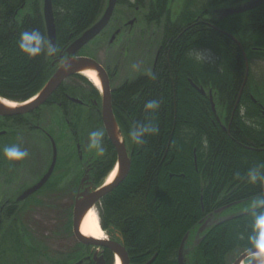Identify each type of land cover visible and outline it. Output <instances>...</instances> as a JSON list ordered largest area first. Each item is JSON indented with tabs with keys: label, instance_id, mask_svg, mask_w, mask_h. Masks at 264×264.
<instances>
[{
	"label": "trees",
	"instance_id": "trees-1",
	"mask_svg": "<svg viewBox=\"0 0 264 264\" xmlns=\"http://www.w3.org/2000/svg\"><path fill=\"white\" fill-rule=\"evenodd\" d=\"M168 1L156 0L153 14L158 23ZM242 1L189 0L181 26H168L167 55L156 75L127 80L113 93L114 112L133 153L132 166L127 178L101 200L98 211L103 229L120 233L130 264H178L182 239L206 215L225 206L230 210L250 203L251 208L264 199V63L262 72H255V66L260 67L256 60L264 61V4L222 21L210 13ZM147 2L119 0L117 6L143 7ZM53 4L58 53L97 21L105 0ZM204 11L215 24L204 22ZM33 31L40 35H22ZM195 48L206 53L204 63L191 55ZM33 50L39 54H26ZM53 62L41 0H0V96L17 102L31 99L55 71ZM67 82L73 92L98 91L84 75ZM193 84L213 90L221 123L210 99ZM150 102L157 107L147 108ZM71 118L72 125L82 123L78 112ZM137 132H142V143L134 138ZM111 150L100 184L117 161L112 145ZM262 218L264 207H255L212 228L192 251L191 264H232L242 252L264 248Z\"/></svg>",
	"mask_w": 264,
	"mask_h": 264
},
{
	"label": "flooded vegetation",
	"instance_id": "flooded-vegetation-1",
	"mask_svg": "<svg viewBox=\"0 0 264 264\" xmlns=\"http://www.w3.org/2000/svg\"><path fill=\"white\" fill-rule=\"evenodd\" d=\"M175 1L177 0L168 1L169 6L165 9L160 23H158L154 19L156 16L154 17L153 14L156 13L155 15H157V11L154 12L155 9H157L156 0H148V2L143 7L137 5L135 8H129L132 11L133 15H129V18L126 21H121L119 23L117 22L112 29L110 37H112L115 33H117V35L114 45H110V40L107 43L106 47L109 50L120 48L119 51L125 50L126 52H131V47L123 48L121 44L119 45L117 43L123 42L124 40H128L129 43H132V41H134L135 43V41L142 38H144L142 42H146V46L143 47L144 51L141 52L142 58L138 62L139 68H134L135 77L126 79L121 84L113 86L118 73V64H115L114 66L113 64L108 63L103 64L109 75L110 85L112 88V105L113 93L115 92L117 87L124 84L125 81L130 80L134 82L141 77L153 78V76L156 75L159 63L163 62L164 57L167 55L166 43L169 36L168 26L171 25L172 27L176 25V28H179V26H181V23L179 22L183 19L187 4L189 3V0H180V7L178 11H174ZM255 9L249 11H253ZM205 13H207L208 15L207 17L204 16V22H206L208 26L215 24V21L212 20L209 11L202 12L203 15H205ZM114 15L107 28L97 38H95V40L103 41L105 35L107 34V30L113 25ZM132 20L134 22L130 23V21ZM153 24L156 27H161L159 38H157L156 35H152ZM253 51L256 52L258 51V49H254ZM136 52L138 54L140 53L138 51H132L135 63ZM59 53L60 52H58L56 56H54L53 66L55 70L63 61L59 60ZM79 53L78 55H80ZM67 81L68 79L62 83V85L41 107L32 112L10 116H4L0 114V229L6 225V222L11 221V219L15 216L16 217L14 219L15 221H17L19 218L18 214L23 213V207L25 208V205L30 206V204L34 201L38 203L40 201V206L42 205L43 207L38 206L37 203L31 205L30 208L34 207L35 209L40 207L44 210L52 211V218H50L47 226L51 231L48 242V246L50 245V248L48 249L52 253L47 257V262L49 259L48 264H56L57 262L67 261L68 259L70 262L71 256L74 257V260L77 261L81 258V260H84L83 264H95V252L99 248L98 246L84 244L76 238L73 232L74 208L76 197L81 191L83 178H85L86 176H90V185H93L94 187L100 186L98 178L100 176V173L110 162V157L114 152L113 150H111V145L113 147L114 145L107 134L105 123L103 120L102 91L98 89V91L95 92V90L90 89V91L85 92L84 94L77 90L73 92L72 83H68ZM211 90L212 89L206 90L207 95L203 96L210 98ZM10 101L19 103L17 101ZM57 110H59V117L61 118V115L63 114L62 117L66 119L65 121L67 123H64L63 118H61V121H63V123L62 125H60V128L64 130L65 134H67V130L70 131L68 135L69 137H71V139H73L75 149L74 155L72 152L69 153L67 150L65 151V153H62L60 151L59 143L55 136ZM72 110H74L73 112H75L76 110L81 111V117H86L87 127L85 131L89 129V132H98L100 134L96 137L97 146H92V138L90 142H88L90 145H87L82 141V137H78V135L83 132L79 133V127H77L76 125H72L70 119H68V115H66V113L70 114ZM72 135L74 136V138H72ZM53 140L55 141L57 146V161L53 173L41 188L28 196L27 199L20 201L19 198L28 189L34 187L37 183H39V181L48 172L53 157ZM13 145L18 146L22 150L26 151L28 153L27 157L20 161L9 160L7 157H5L4 149ZM45 148L46 150H44ZM49 148H51L50 151ZM62 149L63 147L61 148V150ZM75 167L77 171L76 175L73 172ZM86 187L88 186H85L84 188ZM31 197H34V199H31ZM56 198H58L60 201L61 199H67L68 201L70 200V204L67 203V205H59L61 202H56ZM85 221L83 227L85 225ZM15 223L16 222H13L12 224L8 223L7 225L12 226H8L9 228L2 232L0 230V246L3 251L0 255L2 256L3 253H6L8 249L12 252H16L18 257H20L22 252L25 250V253L31 252L34 258H37L36 250L42 245H45L44 243L46 236L44 235L43 230L47 227H42L43 223L39 224V221L34 223L33 225H35L37 229V237H34V240H26L27 235L22 232V235L25 238L22 241L20 240L22 242V245L20 246V251L22 252H20L16 244L18 236H12V234L15 233V231L12 230ZM53 225H55V227ZM57 229H59L61 232L59 233ZM26 230L28 234L27 227ZM104 231L106 232L105 237H108L110 239L120 241V238H122L120 233L116 232L115 230L107 229ZM83 232L86 235L84 230ZM40 233L42 237L40 236ZM56 240H58L59 242L64 241L65 246L71 241L74 242V246H76L75 252L72 253L71 251V243L70 245H68L69 249L64 248L61 251H56ZM102 249L103 251L100 254L104 256L106 263L114 264L113 252L107 248L102 247ZM106 250L111 252V257H106ZM55 253L59 255L57 256ZM41 255L43 257L47 256L44 253H41ZM58 257L62 258L59 259Z\"/></svg>",
	"mask_w": 264,
	"mask_h": 264
},
{
	"label": "water",
	"instance_id": "water-1",
	"mask_svg": "<svg viewBox=\"0 0 264 264\" xmlns=\"http://www.w3.org/2000/svg\"><path fill=\"white\" fill-rule=\"evenodd\" d=\"M119 0H105L103 11L97 21L85 30L81 35L74 38L67 46L59 53V60H63L57 67L53 75L39 90V92L31 99L19 103L11 102L0 97V114L4 116L26 114L41 107L51 95L62 85V83L75 75H85L86 72H92L97 75L101 81V91L103 98V120L107 130V134L112 141L116 152L117 161L99 187L90 185L89 177L82 180L81 191L78 193L74 208L73 232L76 238L88 245L98 246L95 252V264H107L103 255L100 253L103 248L111 250L114 254V264H117L118 259L121 264H130V257L127 248L124 246L123 238L120 241L105 237L103 239L90 237L84 234L83 224L88 214L95 209L96 205L112 190L118 187L129 175L132 166V151L126 142L124 133L115 117L112 105V88L110 85L109 75L105 67L95 58L90 56L77 55L85 46L98 37L109 25ZM264 4V0H245L237 4H227L217 7L213 10L214 15L218 20H222L234 14H241L249 10L260 7ZM42 12L45 21L47 33L48 57L54 58L57 54V28L54 13L53 0H41ZM134 21H130L133 23ZM115 33L110 40V45L115 44ZM203 95L206 92L200 90ZM210 101L215 114H217L216 103L214 101L213 90L210 91ZM217 118L219 119L218 115ZM220 120V119H219ZM225 128V126H224ZM53 157L51 165L45 176L34 187L28 189L20 198L23 201L41 188L49 179L54 171L57 161V146L53 140ZM85 186H88L84 188ZM231 206H225L210 212L203 218L200 223L188 232L182 239L178 250V264H191L190 255L192 251L199 246L204 240L207 232L212 228L229 221L233 218L240 217L253 211L255 207H264V199L259 201L256 206L240 210L235 213L228 212ZM102 250H101V249ZM100 254V255H99ZM84 260H80L74 264H83ZM233 264H264V248H252L242 252L233 262Z\"/></svg>",
	"mask_w": 264,
	"mask_h": 264
},
{
	"label": "rangeland",
	"instance_id": "rangeland-1",
	"mask_svg": "<svg viewBox=\"0 0 264 264\" xmlns=\"http://www.w3.org/2000/svg\"><path fill=\"white\" fill-rule=\"evenodd\" d=\"M130 1H133V0H130ZM179 7H180V0H177L174 3V11H178ZM129 15L130 16L133 15L132 14V11L128 7H126V6L119 5L116 8V11H115V15H114V18H113V25H112V27H110L107 30V34L105 35V38L103 39V41H98L97 43H94V42L89 43L79 53L81 56H90V57H93V58L97 59L102 65L103 64H106V63L113 64V66L115 64H118V73H117V77L115 79V82L113 83V86H117V85L121 84L126 79L135 77V69H138L139 68V63L138 62L142 58L141 57V52L144 51L143 50V47L146 46V42L145 43L142 42V40H144V38L138 39L137 41H135V43H134V41H132V43H129L128 40H124L123 42H120L119 41L120 43H117L119 45L121 44L123 48L124 47L125 48L126 47L127 48H130L131 47L132 48V51H134V52L135 51L140 52L139 54L136 52V63H135V60L133 59V53H132V51L131 52L130 51H127L126 52L125 50L119 51L120 48L119 49H114V50H109L106 47L107 46V43L109 42V40H111L110 34L112 33V29L114 28V26L116 25V23L117 22L119 23L121 21L122 22L123 21H126L129 18ZM152 27H153L152 35H156V37L159 38V32H160V28L161 27L160 26H157L156 27L154 24L152 25ZM147 39H148V37H147ZM145 40H146V38H145ZM118 52H120V53H118ZM256 62H257L258 65H260V67L259 66H255V72L256 73H261L262 70H260L259 68L262 67L264 61L256 60ZM87 78H88V80L90 82L93 83V85L97 89H99V87H97L95 85V83L88 76H87ZM73 111L74 110H72L70 112V121H73V119L71 118ZM76 111H78V110H76ZM78 113L81 115L82 112L81 111H78ZM85 115H86V113H85ZM68 119H69V116H68ZM63 120H64L65 123H67L64 118H63ZM86 121H87V119L84 116L82 118V123H78L77 124V125H79V129H80L79 130V133L83 132L80 135H78V137L79 136L82 137V139H83L82 141L85 142L87 145H90L88 142H90V140L92 138L91 137V133L92 132H89V129H87V131H85V129L87 127L86 126L87 125ZM58 122H59V124H58ZM56 123L57 124H56V127H55V131H56V135L55 136H56V139L58 140L60 151L62 153L63 152L65 153V151L67 150L69 153L72 152L73 155H74L75 149H74L73 139H71V137H69V135H68V133L70 131L67 130L66 131L67 134H65L64 133V130H62L60 128V125H62L63 122L59 119V110L56 111ZM125 139H126V137H125ZM126 142H127V140H126ZM127 144H128V142H127ZM62 147H63V149L61 150ZM50 149L51 148H49V151H50ZM44 150H46V148ZM73 172H74L75 175L77 174L76 167L74 168ZM31 199H34V197H31ZM69 201L67 199L66 200L61 199V201H60L58 198H56V202H59V203L61 202L59 205H62V204L63 205L66 204L67 205V203H69ZM37 203L38 202H35L34 201L33 203L30 204V206L33 205V204H37ZM30 206L25 205V208L23 207V213H21V214L19 213L18 214V217L19 218H18L17 221H15V219H14L16 217L15 216V217H13L11 219V221L6 222V225L3 226L0 229L1 232L4 231V230H7V228H9L10 226H12V225H7L8 223L9 224H12L13 222H16L15 225H14V228L12 229V230L15 231V233L12 234V236H16V235L18 236L17 237L16 244H17V247H18L19 251H20V246L22 245V242L21 241L25 238L22 235L23 234L22 232H24L27 235L26 240H34L37 237V235H36L37 229H36L35 225H33V224L39 221V224L40 223H43L42 224V227L45 228V227L48 226V222L50 221V218H52V213H51L52 211H48V210H44V209L40 208V207H43L42 205L40 206V201L38 203V206H40V207L34 209V207L33 208H30ZM249 206H250V203L247 204V205H245V204L236 205L233 208H231L228 212L235 213V212L240 211V210H245V209L249 208ZM27 207H29V208H27ZM65 207H67V206H65ZM99 222H100V220H99ZM51 223H52V221H51ZM25 224H26V226H25ZM53 226L55 227V225H53ZM26 227L28 229V234H27ZM100 227L102 228L101 222H100ZM43 231H44V235L46 236L45 237V243L43 242L45 245H42L40 248H38L36 250L37 258H34L33 254L31 252H26L25 253V250L23 252L20 251V252H22V254H21L20 257H18V255H17L16 252H12V251H10V250L7 249L6 253H3L2 256L0 255V264H48L49 263V259H48V262H47V257H48V255L50 256V254H52L49 251V249H48V248H50V245L48 246V242H49V237L51 235V231L48 229V227L46 229H44ZM57 231L59 233L61 232L59 229H57ZM39 232H40V228H39ZM105 233L106 232L104 231V234ZM40 236H41V233H40ZM55 237H58V236H55ZM55 243H56V247H55V250L56 251H61L64 248L69 249V246L68 245H70V243L72 244V246H71L72 253H74L75 250H76V246H74L75 243L72 242V241L69 244H66V246L64 244L65 243L64 241L59 242L58 240H56ZM2 252L3 251H2V248L0 246V254ZM41 253H44L47 256L46 257H43L41 255ZM56 255L58 256L59 254H56ZM58 258L61 259L62 257H58ZM80 260H81V258H80ZM234 260H233V262H234ZM73 261H75L74 260V257L71 256L70 257V262H69V259H68L67 261H63V262H57L56 261L57 262L56 264H66L68 262L71 263Z\"/></svg>",
	"mask_w": 264,
	"mask_h": 264
},
{
	"label": "clouds",
	"instance_id": "clouds-1",
	"mask_svg": "<svg viewBox=\"0 0 264 264\" xmlns=\"http://www.w3.org/2000/svg\"><path fill=\"white\" fill-rule=\"evenodd\" d=\"M22 35H24V36H28V35H36V36H38L40 34H39L38 31H33L31 33L25 32ZM21 49L23 50V45H21ZM26 54L29 55L30 57H32V56L38 55L39 51L33 50V51H30V52H27ZM191 55L194 56L195 59H197L198 61L203 62V63L208 59L206 54L203 51L198 50L197 48L192 50ZM155 107H157L155 102H150L147 105V108H155ZM151 130L155 131V129H151ZM143 131H148V129H144ZM98 135H100L98 132L91 133L92 146H97L96 137ZM141 135H142V132H137V133L134 134V138L136 139L137 143H142V140L140 139ZM4 155L9 160L20 161V160H23L24 158H26L28 153L26 151L22 150L21 148H19L18 146L13 145V146L6 147L4 149ZM262 220H264V218H262Z\"/></svg>",
	"mask_w": 264,
	"mask_h": 264
},
{
	"label": "bare ground",
	"instance_id": "bare-ground-1",
	"mask_svg": "<svg viewBox=\"0 0 264 264\" xmlns=\"http://www.w3.org/2000/svg\"><path fill=\"white\" fill-rule=\"evenodd\" d=\"M216 8H212L210 9V13L212 15L213 18L217 19L218 18L214 15L213 13V10H215ZM235 15H239V14H234V15H231V16H235ZM229 16V17H231ZM229 17H226V18H229ZM224 18V19H226ZM223 20V19H222ZM224 32V31H223ZM226 33V32H224ZM228 36H230L231 38H233L234 40H236V38L234 36H232L231 34L229 33H226ZM240 44V43H239ZM244 47V46H243ZM245 52V50L243 51ZM206 54V53H205ZM247 60V58H246ZM248 60H247V71L249 72V66H248ZM264 69V68H263ZM94 83L97 87H101V81L100 79L97 77V75L95 73H92V72H86L85 73ZM194 85V84H193ZM194 87L203 95V93L200 91V90H203L206 92V90L203 88V87H198L196 85H194ZM206 95H207V92H206ZM210 99V98H209ZM211 102V101H210ZM212 105V104H211ZM213 109V108H212ZM214 112V111H213ZM218 114H216L217 116ZM219 117V116H218ZM220 119V118H219ZM217 118V120L220 122ZM221 123V122H220ZM225 125H222V127L224 128ZM86 235L87 236H90V237H95V238H99V239H103L105 238V234H103L104 231H102L103 229L100 227V223H99V217L96 213L95 210H92L88 216H87V219L85 221V225L84 227L82 228ZM117 264H121V261L118 259L117 261Z\"/></svg>",
	"mask_w": 264,
	"mask_h": 264
}]
</instances>
